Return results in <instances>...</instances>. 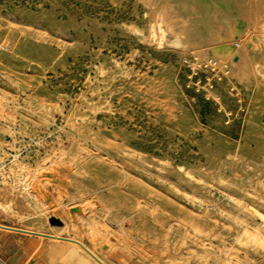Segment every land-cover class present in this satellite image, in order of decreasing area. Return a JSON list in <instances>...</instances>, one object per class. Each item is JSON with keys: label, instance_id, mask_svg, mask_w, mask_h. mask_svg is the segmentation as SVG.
Masks as SVG:
<instances>
[{"label": "rangeland", "instance_id": "374dc122", "mask_svg": "<svg viewBox=\"0 0 264 264\" xmlns=\"http://www.w3.org/2000/svg\"><path fill=\"white\" fill-rule=\"evenodd\" d=\"M207 1L0 0L3 218L108 264H264V0Z\"/></svg>", "mask_w": 264, "mask_h": 264}, {"label": "crops", "instance_id": "0c3cea01", "mask_svg": "<svg viewBox=\"0 0 264 264\" xmlns=\"http://www.w3.org/2000/svg\"><path fill=\"white\" fill-rule=\"evenodd\" d=\"M0 225L7 227H0V264H101L80 244L72 241L73 237L61 236V238L65 237L61 239L13 230L56 235L51 231L38 230L9 218H3L1 215ZM95 256L104 264H108L101 257Z\"/></svg>", "mask_w": 264, "mask_h": 264}, {"label": "water", "instance_id": "95a60500", "mask_svg": "<svg viewBox=\"0 0 264 264\" xmlns=\"http://www.w3.org/2000/svg\"><path fill=\"white\" fill-rule=\"evenodd\" d=\"M51 224H57V222H59L57 219H52L51 221ZM0 227H3L0 225ZM3 228H7V227H3ZM8 229H12V228H8ZM13 230H18V231H21V232H26V233H30V234H36V235H41V236H47V237H54L52 235H47V234H43V233H36V232H31V231H25V230H21V229H13ZM58 238H61V237H58ZM61 239H65V238H61ZM72 241H75L76 243L80 244L85 250H87L91 255H93L101 264H104L101 260H99L92 252H90L82 243H80L79 241L77 240H72Z\"/></svg>", "mask_w": 264, "mask_h": 264}, {"label": "bare ground", "instance_id": "6f19581e", "mask_svg": "<svg viewBox=\"0 0 264 264\" xmlns=\"http://www.w3.org/2000/svg\"><path fill=\"white\" fill-rule=\"evenodd\" d=\"M186 1H197V2H199L200 4H202V5H207V3H208V1L207 0H186ZM28 231V230H27ZM54 237H61L60 235H54ZM65 238V237H64ZM72 240L74 239V238H71ZM57 240V239H56ZM78 240V239H77ZM78 241H80V240H78ZM82 244H84V246L88 249V250H90L93 254H95V252L93 251V249H91L88 245H86L85 243H83L82 241H80ZM80 249H82V248H80ZM85 252V251H84ZM86 253V252H85ZM89 255V254H88ZM96 255V254H95ZM104 263V262H103Z\"/></svg>", "mask_w": 264, "mask_h": 264}, {"label": "built area", "instance_id": "2783aa9c", "mask_svg": "<svg viewBox=\"0 0 264 264\" xmlns=\"http://www.w3.org/2000/svg\"><path fill=\"white\" fill-rule=\"evenodd\" d=\"M0 246H1V244H0Z\"/></svg>", "mask_w": 264, "mask_h": 264}]
</instances>
